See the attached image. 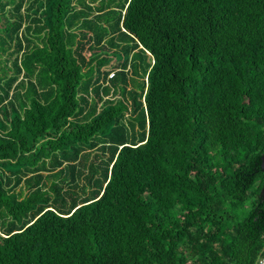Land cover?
I'll use <instances>...</instances> for the list:
<instances>
[{"label": "trees", "instance_id": "16d2710c", "mask_svg": "<svg viewBox=\"0 0 264 264\" xmlns=\"http://www.w3.org/2000/svg\"><path fill=\"white\" fill-rule=\"evenodd\" d=\"M263 154L264 0H0V264H256Z\"/></svg>", "mask_w": 264, "mask_h": 264}, {"label": "rangeland", "instance_id": "374dc122", "mask_svg": "<svg viewBox=\"0 0 264 264\" xmlns=\"http://www.w3.org/2000/svg\"><path fill=\"white\" fill-rule=\"evenodd\" d=\"M90 1V0H89ZM96 5H97V3H96ZM114 64H115V61H112L111 63H109V64H107L106 65V69H109L110 70V68H112L113 66H114ZM59 184H62V182L59 180V182H58ZM85 183V180H83V181H81L80 182V184H84ZM79 193H81V190H77Z\"/></svg>", "mask_w": 264, "mask_h": 264}, {"label": "built area", "instance_id": "2783aa9c", "mask_svg": "<svg viewBox=\"0 0 264 264\" xmlns=\"http://www.w3.org/2000/svg\"><path fill=\"white\" fill-rule=\"evenodd\" d=\"M115 75V71H112L109 75L110 78H112ZM256 264H264V258H260Z\"/></svg>", "mask_w": 264, "mask_h": 264}, {"label": "water", "instance_id": "95a60500", "mask_svg": "<svg viewBox=\"0 0 264 264\" xmlns=\"http://www.w3.org/2000/svg\"><path fill=\"white\" fill-rule=\"evenodd\" d=\"M262 169L264 171V154L262 155V163H261ZM262 194H263V198H264V186L262 188Z\"/></svg>", "mask_w": 264, "mask_h": 264}]
</instances>
